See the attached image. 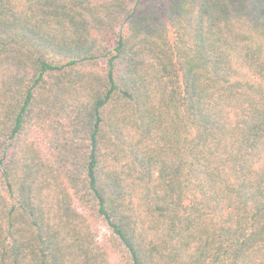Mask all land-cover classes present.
<instances>
[{
  "label": "trees",
  "instance_id": "trees-1",
  "mask_svg": "<svg viewBox=\"0 0 264 264\" xmlns=\"http://www.w3.org/2000/svg\"><path fill=\"white\" fill-rule=\"evenodd\" d=\"M0 264H264V0H0Z\"/></svg>",
  "mask_w": 264,
  "mask_h": 264
},
{
  "label": "rangeland",
  "instance_id": "rangeland-1",
  "mask_svg": "<svg viewBox=\"0 0 264 264\" xmlns=\"http://www.w3.org/2000/svg\"><path fill=\"white\" fill-rule=\"evenodd\" d=\"M99 226H100V229H101V235L103 236L104 232H103V230H102V226H101V225H99ZM112 259H115V258L112 257Z\"/></svg>",
  "mask_w": 264,
  "mask_h": 264
}]
</instances>
